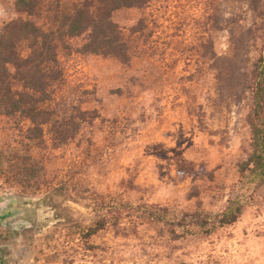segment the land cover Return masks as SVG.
<instances>
[{"label":"rangeland","instance_id":"374dc122","mask_svg":"<svg viewBox=\"0 0 264 264\" xmlns=\"http://www.w3.org/2000/svg\"><path fill=\"white\" fill-rule=\"evenodd\" d=\"M25 16L0 0V23ZM112 20L126 60L76 52L82 39L59 50L62 91L90 118L36 151L39 185L0 175V264H264V184L230 225L171 222L221 211L238 185L264 0H149ZM16 139L0 117V146Z\"/></svg>","mask_w":264,"mask_h":264},{"label":"trees","instance_id":"16d2710c","mask_svg":"<svg viewBox=\"0 0 264 264\" xmlns=\"http://www.w3.org/2000/svg\"><path fill=\"white\" fill-rule=\"evenodd\" d=\"M148 1L13 0L16 11L26 16L0 23V117L11 122L17 139L14 145L0 146V175L21 185H39L42 166L36 151L47 141L56 147L66 143L90 118L81 101L62 91L65 75L59 50L71 48L73 39H82L74 47L76 52L126 60L127 43L112 13ZM251 77L250 152L238 163L237 187L221 211L174 214L171 222L208 230L230 225L239 218L250 192L264 184V49ZM146 208L150 220L160 222L167 211L155 205ZM107 223L104 217L96 220L86 235H94Z\"/></svg>","mask_w":264,"mask_h":264}]
</instances>
